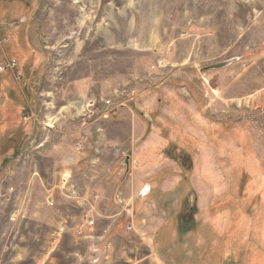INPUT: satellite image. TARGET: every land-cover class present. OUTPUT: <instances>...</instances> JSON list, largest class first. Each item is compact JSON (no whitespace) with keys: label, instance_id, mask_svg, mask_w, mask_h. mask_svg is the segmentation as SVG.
Masks as SVG:
<instances>
[{"label":"rangeland","instance_id":"obj_1","mask_svg":"<svg viewBox=\"0 0 264 264\" xmlns=\"http://www.w3.org/2000/svg\"><path fill=\"white\" fill-rule=\"evenodd\" d=\"M0 42V264H264V0H0Z\"/></svg>","mask_w":264,"mask_h":264},{"label":"built area","instance_id":"obj_2","mask_svg":"<svg viewBox=\"0 0 264 264\" xmlns=\"http://www.w3.org/2000/svg\"><path fill=\"white\" fill-rule=\"evenodd\" d=\"M24 22H26L25 19L21 21V23H24ZM16 70H17V65H16V62L14 61H8L5 64H0V76L4 75L7 72L15 73ZM93 224H94L93 221H88V220L86 221V226H88V228H90Z\"/></svg>","mask_w":264,"mask_h":264},{"label":"water","instance_id":"obj_3","mask_svg":"<svg viewBox=\"0 0 264 264\" xmlns=\"http://www.w3.org/2000/svg\"><path fill=\"white\" fill-rule=\"evenodd\" d=\"M226 66H227V64H221V65H219V66H215V67H213V69H221V68H224V67H226ZM125 161H127V162L129 163L130 158L127 157ZM125 167H126V172H125V175H124V177H123V179H122V182H123V180L129 175V172H130L129 165H127V164L125 163ZM122 182H121V183H122ZM120 186H121V184H119V185L117 186V190L120 189ZM145 192H147V190H145Z\"/></svg>","mask_w":264,"mask_h":264},{"label":"trees","instance_id":"obj_4","mask_svg":"<svg viewBox=\"0 0 264 264\" xmlns=\"http://www.w3.org/2000/svg\"><path fill=\"white\" fill-rule=\"evenodd\" d=\"M7 73H9V72H7ZM5 74H6V73H5ZM5 74H4V75H5ZM25 117H26V116H25Z\"/></svg>","mask_w":264,"mask_h":264}]
</instances>
